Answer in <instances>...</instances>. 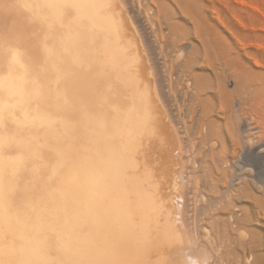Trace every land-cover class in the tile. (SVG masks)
<instances>
[{
	"label": "bare ground",
	"instance_id": "1",
	"mask_svg": "<svg viewBox=\"0 0 264 264\" xmlns=\"http://www.w3.org/2000/svg\"><path fill=\"white\" fill-rule=\"evenodd\" d=\"M120 1L0 0V264L210 263L175 228L181 143Z\"/></svg>",
	"mask_w": 264,
	"mask_h": 264
},
{
	"label": "rangeland",
	"instance_id": "2",
	"mask_svg": "<svg viewBox=\"0 0 264 264\" xmlns=\"http://www.w3.org/2000/svg\"><path fill=\"white\" fill-rule=\"evenodd\" d=\"M120 2L181 143L175 228L209 264H264V0Z\"/></svg>",
	"mask_w": 264,
	"mask_h": 264
}]
</instances>
